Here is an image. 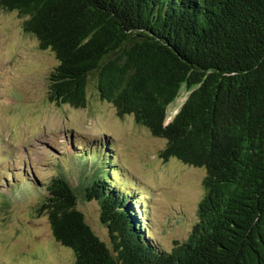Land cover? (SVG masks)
I'll return each instance as SVG.
<instances>
[{"label":"trees","instance_id":"obj_1","mask_svg":"<svg viewBox=\"0 0 264 264\" xmlns=\"http://www.w3.org/2000/svg\"><path fill=\"white\" fill-rule=\"evenodd\" d=\"M0 9L53 53L52 103L85 108L91 80L117 117L166 140L162 160L205 170L197 221L169 251L145 236L136 200L102 175L84 168L78 187L98 203L109 244L68 179L52 177L33 212L72 264H264V0H0Z\"/></svg>","mask_w":264,"mask_h":264},{"label":"rangeland","instance_id":"obj_2","mask_svg":"<svg viewBox=\"0 0 264 264\" xmlns=\"http://www.w3.org/2000/svg\"><path fill=\"white\" fill-rule=\"evenodd\" d=\"M22 21L17 13L0 9V181L6 185L3 175L8 174L11 182L7 168H13L15 163L21 165L25 157L35 162V179L41 180L38 184L48 182L61 171L77 196L76 208L86 224L102 242L109 244L108 232L99 221L98 203L85 201L78 187L82 172L74 159V148L81 143L85 145L80 147L83 151L99 144L101 138L111 137L112 145L119 147L122 166L151 191L137 194L138 201L147 202L140 210L150 240L169 251L175 241L186 239L197 221V205L205 193L202 185L205 170L172 158L162 160L158 153L166 140L153 137L146 128L136 125L131 116L117 117L111 105L99 100L91 80L85 108L52 103L48 99V76L56 65L55 57L49 50L39 49L34 37L22 31ZM187 96L188 92L182 88L167 107L165 124L173 119ZM10 137L14 141L5 145ZM131 139L137 143L134 149ZM4 151L12 153V158ZM63 159L69 165L62 164ZM25 166L26 176L22 180L33 179L29 166ZM86 173L83 177H88ZM170 184L175 185L174 195L170 188L161 190ZM17 190L22 192L19 198L5 214H0V264H72L71 250L53 240L46 216L33 212L44 193L10 183L0 195V205L10 204L12 193Z\"/></svg>","mask_w":264,"mask_h":264},{"label":"water","instance_id":"obj_3","mask_svg":"<svg viewBox=\"0 0 264 264\" xmlns=\"http://www.w3.org/2000/svg\"><path fill=\"white\" fill-rule=\"evenodd\" d=\"M89 3H90V2H89ZM91 3H92V5H93V8H95V10L92 11L90 14H91V16H93V15L95 16V14H97V9H98V8H97V6H96L92 1H91ZM91 3H90V4H91ZM89 6H90V5H89ZM101 13H102V12H101ZM120 32H124L125 34H127V31L122 30V29H121Z\"/></svg>","mask_w":264,"mask_h":264}]
</instances>
